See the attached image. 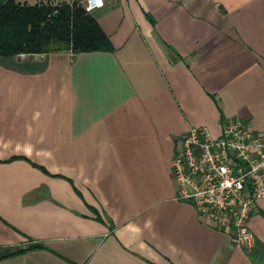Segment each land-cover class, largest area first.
<instances>
[{
    "label": "crops",
    "instance_id": "crops-1",
    "mask_svg": "<svg viewBox=\"0 0 264 264\" xmlns=\"http://www.w3.org/2000/svg\"><path fill=\"white\" fill-rule=\"evenodd\" d=\"M93 15L107 50L0 59V264H264V199L240 245L171 173L192 127L264 133V0Z\"/></svg>",
    "mask_w": 264,
    "mask_h": 264
},
{
    "label": "built area",
    "instance_id": "built-area-1",
    "mask_svg": "<svg viewBox=\"0 0 264 264\" xmlns=\"http://www.w3.org/2000/svg\"><path fill=\"white\" fill-rule=\"evenodd\" d=\"M94 13L108 0H76ZM177 199L191 204L218 227L232 229L238 244L251 245L250 214L264 199V133L243 121L224 122L213 137L206 127H192L171 165Z\"/></svg>",
    "mask_w": 264,
    "mask_h": 264
},
{
    "label": "trees",
    "instance_id": "trees-1",
    "mask_svg": "<svg viewBox=\"0 0 264 264\" xmlns=\"http://www.w3.org/2000/svg\"><path fill=\"white\" fill-rule=\"evenodd\" d=\"M109 46L93 13L76 0L35 5L0 0V59L55 51H100ZM21 252L7 251L0 259Z\"/></svg>",
    "mask_w": 264,
    "mask_h": 264
},
{
    "label": "rangeland",
    "instance_id": "rangeland-1",
    "mask_svg": "<svg viewBox=\"0 0 264 264\" xmlns=\"http://www.w3.org/2000/svg\"><path fill=\"white\" fill-rule=\"evenodd\" d=\"M20 1H22V2L24 3L23 0H20ZM27 1H28V4H29V5H35V4L39 3L38 0H27Z\"/></svg>",
    "mask_w": 264,
    "mask_h": 264
}]
</instances>
